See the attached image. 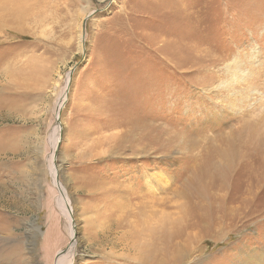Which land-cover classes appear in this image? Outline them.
I'll use <instances>...</instances> for the list:
<instances>
[{
  "label": "rangeland",
  "instance_id": "obj_1",
  "mask_svg": "<svg viewBox=\"0 0 264 264\" xmlns=\"http://www.w3.org/2000/svg\"><path fill=\"white\" fill-rule=\"evenodd\" d=\"M64 250L264 264V0H0V264Z\"/></svg>",
  "mask_w": 264,
  "mask_h": 264
},
{
  "label": "bare ground",
  "instance_id": "obj_2",
  "mask_svg": "<svg viewBox=\"0 0 264 264\" xmlns=\"http://www.w3.org/2000/svg\"><path fill=\"white\" fill-rule=\"evenodd\" d=\"M80 42H81V37H80ZM28 73V72H27ZM236 78V77H235ZM232 79L231 81L232 82H235V80L236 79ZM231 81H229V82H231ZM58 108H60V106L58 107ZM56 116H57V112H56ZM59 116V115H58ZM138 123V122H137ZM144 129V128H143ZM57 133V132H56ZM232 148V147H231ZM55 149H56V147L55 146H53L52 147V152H51V155H50V161L51 160H53V155H54V151H55ZM229 152L231 153V154H235V149L234 148H232V149H229ZM222 157H223V155H222ZM234 157V156H233ZM231 159H232V156H231ZM56 182V185H57V180L55 181ZM62 200H63V198H62ZM61 200V201H62ZM60 200H58V203L59 202H61ZM63 204V203H62ZM62 209H63V214L64 215H66V217H68L69 216V212H70V207L69 206H67L66 204L64 205L63 204V206H62ZM61 209V210H62ZM163 230V229H162ZM168 230H169V228H168ZM73 231V230H72ZM72 231H70V239H71V241H72V238H73V232ZM158 232V231H157ZM163 234V233H162ZM145 237V236H144ZM160 237V236H159ZM157 238V237H156ZM163 238V237H162ZM160 239V238H159ZM165 239V238H164ZM160 241V240H159ZM74 245V244H73ZM158 245H160V244H158ZM153 248V247H152ZM154 249V248H153ZM159 249H161V247H157V249H155L156 251H158ZM163 250V249H162ZM66 254H61L60 256H58V258H57V260L55 261V264H72L71 262H72V260H71V253H70V251L69 252H65ZM159 253V252H158Z\"/></svg>",
  "mask_w": 264,
  "mask_h": 264
},
{
  "label": "water",
  "instance_id": "obj_3",
  "mask_svg": "<svg viewBox=\"0 0 264 264\" xmlns=\"http://www.w3.org/2000/svg\"><path fill=\"white\" fill-rule=\"evenodd\" d=\"M84 38H85V22L83 23L82 33H81V43H82V45H83V42H84ZM72 73H73V70L70 71V74H72ZM60 109H61V107L57 109V113H58V114H59V112H60ZM56 120H58V117H56ZM56 179H57V178H56ZM70 215H71V213H70ZM73 238H74V237H73ZM73 238H72V241H73ZM72 241H71V242H72ZM65 252H66L65 250L62 251V252H59V253L57 254L56 257L60 256L61 254L65 253Z\"/></svg>",
  "mask_w": 264,
  "mask_h": 264
}]
</instances>
